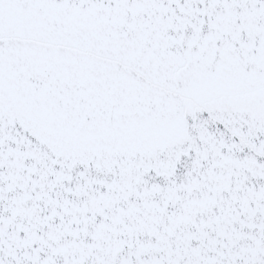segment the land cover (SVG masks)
Wrapping results in <instances>:
<instances>
[{
	"label": "snow or ice",
	"instance_id": "obj_1",
	"mask_svg": "<svg viewBox=\"0 0 264 264\" xmlns=\"http://www.w3.org/2000/svg\"><path fill=\"white\" fill-rule=\"evenodd\" d=\"M0 264H264V0H0Z\"/></svg>",
	"mask_w": 264,
	"mask_h": 264
}]
</instances>
